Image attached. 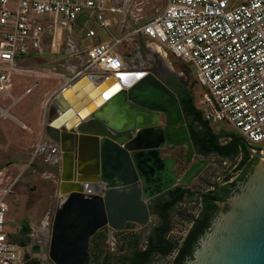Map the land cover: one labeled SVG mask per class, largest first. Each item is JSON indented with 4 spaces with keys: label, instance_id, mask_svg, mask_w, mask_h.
Listing matches in <instances>:
<instances>
[{
    "label": "water",
    "instance_id": "obj_1",
    "mask_svg": "<svg viewBox=\"0 0 264 264\" xmlns=\"http://www.w3.org/2000/svg\"><path fill=\"white\" fill-rule=\"evenodd\" d=\"M115 77L119 83L105 95L108 89L101 90L109 83L82 76L46 109L44 143L60 166L61 201L48 249L54 264H89V240L99 229H122L126 222L146 226L148 201L189 186L212 162L195 154L179 98L164 79L147 70L118 71ZM237 140L256 162L232 195L214 201L220 211L185 264H264V148ZM178 147L192 162L180 175L173 155Z\"/></svg>",
    "mask_w": 264,
    "mask_h": 264
},
{
    "label": "built area",
    "instance_id": "obj_2",
    "mask_svg": "<svg viewBox=\"0 0 264 264\" xmlns=\"http://www.w3.org/2000/svg\"><path fill=\"white\" fill-rule=\"evenodd\" d=\"M112 26H117L116 34L109 30ZM75 27L97 42L84 48ZM122 43L134 53L151 51L154 45L159 55L162 50L179 59L202 87L195 105L203 119L228 125L251 146L264 148V0H166L151 19L131 0H0V95L11 97L15 75L56 78L54 93L82 76L103 82L126 71L130 52L116 48ZM61 46L63 53H56ZM37 60H44L43 65ZM37 84L34 79L22 95ZM39 149L52 146L38 144ZM17 178L0 171V264L32 260L5 226L7 196ZM45 217L41 229L49 233Z\"/></svg>",
    "mask_w": 264,
    "mask_h": 264
},
{
    "label": "rangeland",
    "instance_id": "obj_3",
    "mask_svg": "<svg viewBox=\"0 0 264 264\" xmlns=\"http://www.w3.org/2000/svg\"><path fill=\"white\" fill-rule=\"evenodd\" d=\"M110 3V0H107ZM132 5L141 8V14L145 19H151L158 15L166 5V0H131ZM236 3L242 0H235ZM81 26V24L79 23ZM96 28V27H95ZM112 33H117V26H112L109 29ZM75 34L84 48L97 42V38H84L82 32L78 27L74 28ZM99 33L104 31L98 30ZM123 53L129 51L130 55L125 59L126 71L130 70H147L157 74L160 78L166 81V75L170 74L169 70L180 73V78L191 88L195 102L202 93V87L195 82L192 71H187L182 66L185 65L179 59L172 56L169 52L164 57L156 53L154 49L151 51L140 50V53H134L130 48L126 47L124 43L116 46ZM152 48V47H151ZM64 46H61L56 53H63ZM51 61V59H49ZM49 60L45 61L48 65ZM44 60H37L38 64H42ZM170 64V68L166 65ZM32 64V63H31ZM43 65V64H42ZM169 69V70H168ZM189 69V68H188ZM30 78L15 76L14 83H29ZM32 82V81H31ZM30 82V83H31ZM38 82L41 83L31 94L26 95L22 100L19 109L31 121H35L38 112L35 107L36 101L44 100L45 104L41 105L39 113V128L37 125H31V121L22 119V127H13L7 125L2 120L0 121V171H3L5 177H17L15 184L12 187V192L7 196L8 210L5 213L6 228L12 231V238L15 241H24L26 243V250L32 259L39 260V264H54L48 258L49 239L51 221L54 215L56 206L59 203L60 196L56 194L57 185L59 182V164L55 163L54 155L49 157L48 151L39 149L38 144L42 145L46 140V135L42 127L43 121L46 118V109L59 92H53L58 87V80L56 78L39 77ZM0 108L5 109V104L0 102ZM30 108V109H29ZM39 108V105H38ZM0 109V111H2ZM26 111V112H25ZM11 113H15L11 110ZM4 115L0 112V117ZM44 116V117H43ZM44 118V119H43ZM30 122V123H29ZM214 130L218 133H230L232 129L228 125L222 123L211 124ZM234 131V130H233ZM176 159L175 171L177 174H182L186 170V163L183 159V152L177 150L173 153ZM214 160H219L214 158ZM236 160L232 159L222 163L223 169L218 173L222 177L229 172L234 171V164ZM191 190L197 188L204 189L207 186L199 184L197 179H194L189 185ZM180 207V212L173 215L170 219L171 232L169 238L176 243L184 237L190 227V219L187 215H194L199 210V198L195 196L193 201L186 199ZM48 215L50 220L49 233L41 229V222L44 217ZM155 216L152 215L150 222H155ZM131 233V238L124 237L126 242L136 234H142L146 230L145 227H140L136 223L128 224ZM27 229V230H26ZM48 233V234H47ZM48 235L47 242L44 241V236ZM114 234L103 236L101 231H97L89 240L90 261L89 264H113L115 240ZM178 240V241H176ZM131 248V247H130ZM129 249V246H128ZM170 257L159 261V264H170L172 260Z\"/></svg>",
    "mask_w": 264,
    "mask_h": 264
},
{
    "label": "flooded vegetation",
    "instance_id": "obj_4",
    "mask_svg": "<svg viewBox=\"0 0 264 264\" xmlns=\"http://www.w3.org/2000/svg\"><path fill=\"white\" fill-rule=\"evenodd\" d=\"M166 81H168L180 93L183 92L185 83L182 79L177 78L170 73L166 75ZM238 138H240V136L237 135L234 142L230 140L226 148H222V151H228V153H230L229 155L198 151L193 145L195 154L200 158L210 157L212 159V162L201 173V178L197 179L201 187L205 185L207 187L204 189L197 188L191 190V188L187 186L185 187L186 193L182 200H178L177 202H174L176 194H165L164 198L168 201H163L158 198L159 195L148 201L147 205L150 214L151 216L154 215L156 220L154 223L147 224L146 230L142 234L132 236L134 241L129 239V241L126 242V239L124 240V237L134 234L131 233L128 228V224L132 222H126L122 229L104 227L98 230L101 231L103 236L114 234L113 238L115 240L116 248L114 250L113 264H159V261L170 257L171 254L173 256L170 264H185L191 259L195 249L198 247L199 239L204 235L220 211V207L214 201L224 202L230 195H232V193L235 192L239 185L245 180L256 162V159L247 154L243 149H240L239 152L234 154L231 152L233 151L234 143L240 142L237 140ZM227 140L228 139H221V143L223 144ZM177 150L183 152V159L185 162V149L183 147H178L173 153ZM214 158H218L219 160H214ZM232 159L236 160L233 167L234 171L228 173L224 179H219L218 173L223 169L222 163L227 160L231 161ZM191 163L192 162L186 163V169ZM207 183H209V185H207ZM195 196L199 198V210L194 215H187L188 219H190V227L184 237H182L179 243L174 242L169 238V233L171 232L170 229L162 238L160 228H155L159 220V215L170 212L171 219L173 215H177L180 212L179 206L182 205L186 199L193 201ZM223 209H226V205L223 206ZM203 221L208 222L207 228L202 233H198ZM195 225L196 227L193 229L192 235L187 238L190 228H193ZM169 245L172 246L171 250L163 253Z\"/></svg>",
    "mask_w": 264,
    "mask_h": 264
},
{
    "label": "trees",
    "instance_id": "obj_5",
    "mask_svg": "<svg viewBox=\"0 0 264 264\" xmlns=\"http://www.w3.org/2000/svg\"><path fill=\"white\" fill-rule=\"evenodd\" d=\"M183 68L189 71L188 67L186 65H183ZM167 85H169L177 94L182 112L185 118V121L187 123L190 138L192 141V144L195 146V148L198 151L202 152H215L220 155H229L228 151L226 150L223 152L222 148H226L227 144L231 141H235L237 138V135L233 133H218L214 130L213 126L210 124V122L203 119L201 115V111L196 107L194 95L186 83L183 87V92L180 93L175 87H173L168 81H165ZM221 139L225 140L223 144L221 143ZM240 149L244 150L243 144L240 142H235L233 147V154L239 152ZM186 193L185 187L182 186H175L169 191L159 195L158 198L162 199L163 201L166 200L164 198L165 194H176V198L174 199V202H177L178 200H182L184 194ZM168 201V200H166ZM170 212L167 214H160L159 220L157 222V225L155 228H160L161 237L163 238L164 235L170 230ZM208 222L203 221L201 223L200 228L198 230V233H202L207 228ZM196 227V225L193 228H190L187 238H189L192 233L193 229ZM209 229V228H208ZM207 229V230H208ZM27 230V229H26ZM19 242V241H18ZM21 244L25 245L26 243L24 241H20ZM172 248L171 245L168 246V248L163 252L166 253L170 251ZM30 264H38V261L35 259H32Z\"/></svg>",
    "mask_w": 264,
    "mask_h": 264
},
{
    "label": "crops",
    "instance_id": "obj_6",
    "mask_svg": "<svg viewBox=\"0 0 264 264\" xmlns=\"http://www.w3.org/2000/svg\"><path fill=\"white\" fill-rule=\"evenodd\" d=\"M35 59L29 60V63L34 62ZM112 75V74H111ZM17 76V75H15ZM14 76V77H15ZM22 77H26V76H22ZM28 78H30V82L33 81L34 79H38L39 77H34V76H29ZM14 83L10 89V94L11 97L8 96H2L0 95V102L5 104V109L2 111H0L1 113H3L4 115H2L0 117V121L2 120L3 122H5L7 125H11L13 127H18L19 125H21L22 127H24L25 125L22 122V119H25L26 121H31L29 117L26 116V113H22L21 109H19V105L21 103V100L28 94H31L39 85H41V83L38 82L37 86H35L33 88V90L30 93L24 94L22 95L23 91L25 90V88L27 86H29L31 83ZM12 98H14L15 100L13 101ZM45 102L43 99H41L38 103V101H36V104H34L32 107H35L36 111L38 112L37 114V118L35 121H31L32 123H30L31 125H37V128H39V111L41 108V105H44ZM39 105V108H38ZM22 106V105H20ZM1 107V106H0ZM30 109V108H29ZM11 110H14L15 113H11ZM26 112V111H25ZM43 126V125H42ZM42 128V127H41Z\"/></svg>",
    "mask_w": 264,
    "mask_h": 264
},
{
    "label": "bare ground",
    "instance_id": "obj_7",
    "mask_svg": "<svg viewBox=\"0 0 264 264\" xmlns=\"http://www.w3.org/2000/svg\"><path fill=\"white\" fill-rule=\"evenodd\" d=\"M152 49H154L156 52L157 51H159V50H157V47H155L154 45L152 46ZM160 55H163L164 57L166 56V54L162 51V50H160ZM166 65L170 68V64L168 63V62H166ZM109 78H107V80H105V82L104 83H109L108 85H106V84H104L105 85V88L103 89V90H101V91H105V90H107L112 84H114V83H119V80L118 79H116V77H115V73H113L112 75H109L108 76ZM112 77H114V78H112ZM93 81V80H92ZM69 87V86H68ZM115 88L116 87H112L111 89H108L107 90V92L105 93V95L106 94H110V93H112V92H114V90H115ZM99 94H100V91H99ZM101 100H103V97H101ZM100 100V101H101ZM98 102V101H97ZM93 106H96V103H93V104H91V106L89 107V109H87V111H85V112H88L89 110H91L92 108H93ZM2 112H4L5 113V111H2ZM75 114H77V111H75L74 112ZM84 114V113H83ZM73 115V114H72ZM85 115V114H84ZM83 115V116H84ZM75 123V122H74ZM57 159V157L56 156H54V160H56ZM46 217H45V219H44V221H43V223H44V225L46 224ZM44 229H46V228H44Z\"/></svg>",
    "mask_w": 264,
    "mask_h": 264
}]
</instances>
